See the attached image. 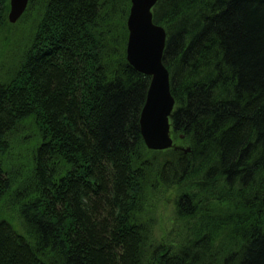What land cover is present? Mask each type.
<instances>
[{
  "label": "trees",
  "instance_id": "1",
  "mask_svg": "<svg viewBox=\"0 0 264 264\" xmlns=\"http://www.w3.org/2000/svg\"><path fill=\"white\" fill-rule=\"evenodd\" d=\"M129 8L28 1L29 35L0 69V264H264V0L152 9L188 153L144 145ZM160 190L179 226L162 241L147 206Z\"/></svg>",
  "mask_w": 264,
  "mask_h": 264
},
{
  "label": "water",
  "instance_id": "2",
  "mask_svg": "<svg viewBox=\"0 0 264 264\" xmlns=\"http://www.w3.org/2000/svg\"><path fill=\"white\" fill-rule=\"evenodd\" d=\"M29 0H9L7 21L15 24L25 12ZM158 0H130L126 20L128 31L126 60L139 73L150 77L145 103L139 119L145 147L150 151L177 149L171 137L170 116L175 101L170 92L169 73L162 57L166 34L163 27L153 23L152 9Z\"/></svg>",
  "mask_w": 264,
  "mask_h": 264
},
{
  "label": "rangeland",
  "instance_id": "3",
  "mask_svg": "<svg viewBox=\"0 0 264 264\" xmlns=\"http://www.w3.org/2000/svg\"><path fill=\"white\" fill-rule=\"evenodd\" d=\"M18 21L15 24H10L8 22L10 25H12L11 29H3L1 31L0 69L9 67L10 63L8 61H10V58L15 56L16 53L20 51L26 41L27 35H29V29L24 28L22 22L18 23ZM10 62L12 63V61ZM173 143L175 146L184 147V145L180 144L181 142L178 140H174ZM20 144H22L21 141L19 142V145ZM15 146V153H17L18 145L16 144ZM174 197L175 196L172 194L171 190H160L157 193V199L153 203V206L150 201L147 202V206H150L154 217L153 236H155L157 240L162 241L163 238L167 235L171 237H177L178 235V220H176V218L174 217ZM10 218L13 219L12 217Z\"/></svg>",
  "mask_w": 264,
  "mask_h": 264
}]
</instances>
